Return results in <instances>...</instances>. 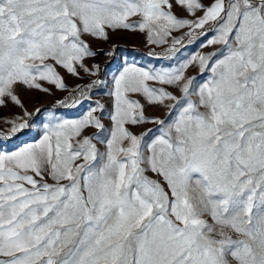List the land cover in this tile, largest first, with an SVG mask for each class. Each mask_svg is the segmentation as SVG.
Segmentation results:
<instances>
[{
    "label": "snow or ice",
    "instance_id": "snow-or-ice-1",
    "mask_svg": "<svg viewBox=\"0 0 264 264\" xmlns=\"http://www.w3.org/2000/svg\"><path fill=\"white\" fill-rule=\"evenodd\" d=\"M0 264H264V0H0Z\"/></svg>",
    "mask_w": 264,
    "mask_h": 264
},
{
    "label": "rangeland",
    "instance_id": "rangeland-1",
    "mask_svg": "<svg viewBox=\"0 0 264 264\" xmlns=\"http://www.w3.org/2000/svg\"><path fill=\"white\" fill-rule=\"evenodd\" d=\"M179 12V9H177ZM116 44L118 47L116 48L113 56L109 57L104 54H100L95 58V61H90V63H99L102 69V78L106 74L107 77H110L120 66L121 64L127 60L128 62L136 61L140 65L156 63L154 57H149L148 52L150 48L146 45L144 35L139 32H119L112 36L111 40L107 43L102 41H94L93 47L96 49H103L105 52L111 49L112 45ZM198 47V46H197ZM196 47L190 46L188 51H195ZM157 52L160 51L159 48L156 49ZM188 51L185 54H188ZM83 75V73H82ZM66 83L69 89L73 88L77 83L83 84L87 83V80H77L75 77L70 75L65 76ZM53 94H45L40 92H29L25 94L26 106L29 111L34 110L36 107H47L51 108V106L55 103L57 99H63L68 95L67 92H62L60 90L53 89ZM107 90L98 91L96 96L93 99H101V102L106 106L110 107L111 101L110 98L105 95ZM71 103V101H69ZM87 108V105H83L77 108H67L62 109L61 114L65 115L67 118H76L80 114H82ZM5 115H8V110H3ZM15 111H19L16 109ZM150 112L155 111L150 109ZM156 114H159L157 112ZM46 115V114H45ZM107 116V113H106ZM3 128H7V125H3ZM23 141H29V136L26 135L24 137H20L19 140H13L10 143L6 144L4 147L11 150L16 144ZM51 182V181H50Z\"/></svg>",
    "mask_w": 264,
    "mask_h": 264
}]
</instances>
